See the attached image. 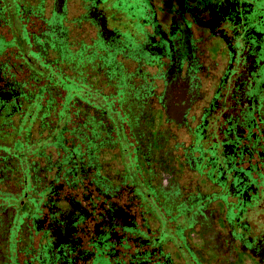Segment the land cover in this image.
<instances>
[{
	"label": "flooded vegetation",
	"instance_id": "af4514ba",
	"mask_svg": "<svg viewBox=\"0 0 264 264\" xmlns=\"http://www.w3.org/2000/svg\"><path fill=\"white\" fill-rule=\"evenodd\" d=\"M49 2L0 0L2 261L264 264V0ZM27 24L111 97L38 123Z\"/></svg>",
	"mask_w": 264,
	"mask_h": 264
},
{
	"label": "rangeland",
	"instance_id": "374dc122",
	"mask_svg": "<svg viewBox=\"0 0 264 264\" xmlns=\"http://www.w3.org/2000/svg\"><path fill=\"white\" fill-rule=\"evenodd\" d=\"M30 3H31L30 5H32L30 7H33L34 10H36L38 7L37 5L39 3V0H30ZM45 4L47 5V8H46L47 12H49L51 9L50 8L51 3L49 2V0H45ZM36 24H35V27H33L34 25L32 26V24H27V27H26L28 36L34 39V43H35L32 49L34 55L33 57L32 56L28 57L30 58V62L28 63V66L31 69H33L36 73V74H33V78H32L33 82L35 83V80L39 78L38 79L39 87H43L46 84L45 81L40 78L43 75L42 73L38 72L40 70H44V74L45 73L47 74L48 72L51 73V77L54 78L53 80L59 81L58 84L50 83L48 84L49 86L45 85L46 88L44 92L41 94L39 102L41 103V106L43 108L48 107V102H51L53 105L49 106L51 108L48 110V113L44 112L46 117L39 116L40 120L37 121L38 123H41L43 121V123L47 125L49 121L54 122L55 118L58 117L59 110L61 109V103L67 101L68 107L70 106V104H74L73 107H75V103L79 99L78 96L81 97V94L83 95V97L86 95L85 99H87V101H100L101 102V95L103 96L105 95L107 98L111 97V93H110L111 89L104 88L101 82H99L98 80L97 81L93 80V79L89 80V78H85L84 76L80 77V75H77L76 73H74L73 70L70 69L69 64L65 65V62H62L57 56H55V53L46 52L43 49L42 45H40L39 42L37 41V36L42 35L43 30H41L39 26ZM15 27H17V25H15ZM16 40L18 41L19 45H21L20 40L18 39ZM71 51L75 53L76 47H73ZM19 63H22V61L20 60ZM23 63L25 64L26 60H24ZM90 83H95L96 89H94L93 86L91 87ZM81 85L86 87L87 89H82L81 91H79L78 87H80ZM96 91H97V94L95 93ZM77 92L79 94H76ZM74 93L75 95L70 98V94H74ZM84 101L86 102V100ZM115 108H117L116 105H115ZM70 111L73 113L74 109L71 108ZM115 111L117 110L115 109ZM71 123L72 122H68L66 126L68 130L72 127ZM37 138H38V135L36 133V130H34V133L31 139L36 140ZM19 192L21 191L0 188V211L1 209L3 210L6 206L5 198H8V197L16 198L18 195L21 196L22 194H20ZM6 213L7 212H4V216ZM9 214L10 212L8 211V215H7L8 217H6V219L3 220L6 225V230H8L9 228L8 226L10 224ZM2 244H3V241H2V236L0 234V264H6L7 261H2L3 260L2 256H4L3 255L4 251L1 249ZM23 245L24 244H22L21 241H19L18 246L22 247ZM210 264H213V263L211 262ZM226 264H229V263L227 262Z\"/></svg>",
	"mask_w": 264,
	"mask_h": 264
},
{
	"label": "trees",
	"instance_id": "16d2710c",
	"mask_svg": "<svg viewBox=\"0 0 264 264\" xmlns=\"http://www.w3.org/2000/svg\"><path fill=\"white\" fill-rule=\"evenodd\" d=\"M49 71H50V70H49ZM50 74H51V73H50ZM55 83L58 84L59 81H55ZM74 95H75V93H74V94H70V98H71L72 96H74ZM70 98H68V99H70ZM3 216H4V210L0 211V232L6 230V225H5V222L3 221ZM8 229H9V228H8Z\"/></svg>",
	"mask_w": 264,
	"mask_h": 264
}]
</instances>
